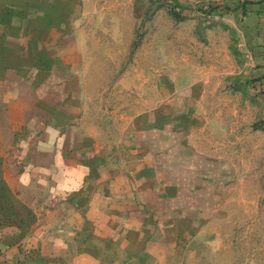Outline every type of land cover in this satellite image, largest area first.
<instances>
[{
  "label": "rangeland",
  "instance_id": "rangeland-1",
  "mask_svg": "<svg viewBox=\"0 0 264 264\" xmlns=\"http://www.w3.org/2000/svg\"><path fill=\"white\" fill-rule=\"evenodd\" d=\"M5 1L30 3L39 18L55 21L41 9L58 7L64 31L93 40L86 55L97 81L111 87V103L127 104L129 118L142 112V128H127L120 155L138 157L155 183V201L143 212L154 214L167 264H264V107L248 89L232 12L221 16L219 0ZM11 10L6 19L22 13ZM187 135L214 157L194 155ZM33 216L6 181L0 156V227Z\"/></svg>",
  "mask_w": 264,
  "mask_h": 264
},
{
  "label": "crops",
  "instance_id": "crops-1",
  "mask_svg": "<svg viewBox=\"0 0 264 264\" xmlns=\"http://www.w3.org/2000/svg\"><path fill=\"white\" fill-rule=\"evenodd\" d=\"M235 2L220 15L232 12L246 52L248 89L264 107V0ZM15 8L22 13L6 19ZM41 10L63 19L55 5ZM2 14L3 175L34 216L0 227V264H167L154 214L143 212L155 201V183L138 157L127 162L120 155L127 128H142V112L129 118L127 104L111 103V87L97 81L101 74L86 55L93 40L80 30L73 34L63 30L64 22L39 18L30 3L3 0ZM185 137L194 155L214 157Z\"/></svg>",
  "mask_w": 264,
  "mask_h": 264
},
{
  "label": "trees",
  "instance_id": "trees-1",
  "mask_svg": "<svg viewBox=\"0 0 264 264\" xmlns=\"http://www.w3.org/2000/svg\"><path fill=\"white\" fill-rule=\"evenodd\" d=\"M231 1H235V0H231ZM226 0H219V14H222L223 12H226L227 10L230 9V7L228 8L226 6Z\"/></svg>",
  "mask_w": 264,
  "mask_h": 264
}]
</instances>
